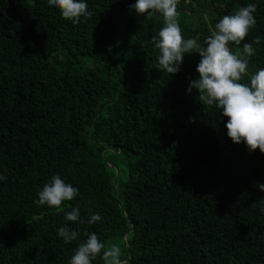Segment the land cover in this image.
<instances>
[{
    "label": "trees",
    "instance_id": "obj_1",
    "mask_svg": "<svg viewBox=\"0 0 264 264\" xmlns=\"http://www.w3.org/2000/svg\"><path fill=\"white\" fill-rule=\"evenodd\" d=\"M85 2L93 15L74 25L48 0H16L15 20L0 0V264H69L87 233L118 243L127 264H264V154L234 144L222 112L188 93L200 57L185 54L169 76L151 42L159 14L137 16L136 0ZM248 4L256 24L229 45L261 37L245 84L264 68V0L177 5L184 39L203 46ZM113 161L124 168L116 192ZM57 174L78 195L38 206ZM73 208L101 219L66 221ZM64 226L76 241L57 235Z\"/></svg>",
    "mask_w": 264,
    "mask_h": 264
},
{
    "label": "clouds",
    "instance_id": "obj_2",
    "mask_svg": "<svg viewBox=\"0 0 264 264\" xmlns=\"http://www.w3.org/2000/svg\"><path fill=\"white\" fill-rule=\"evenodd\" d=\"M178 3L179 0H136L131 5L137 16L159 14L163 19V27L151 41L159 50L158 67L169 76L175 75L185 54L193 51L198 54V79L189 82L188 93L195 89L199 102L215 106L222 112L227 118V136L234 144L243 142L250 153L258 149L264 154V68L250 76V83L240 82L247 75L249 58L255 54L253 44H260L261 37H255L252 43H244L242 50L232 51L229 47L230 44L239 46L255 26L253 14L256 5L248 4L234 14L223 16L202 46L195 38L184 39L178 22ZM48 4L74 25L80 23L82 17L93 15L85 0H48ZM6 179V176L0 175V181ZM259 190L264 192V185H260ZM77 195L78 189L65 183L57 174L38 192L34 203L59 209L63 202L71 201ZM100 219L99 213L91 214L90 210L89 219L81 220L79 208L65 214V220L69 222L94 224ZM57 235L69 244L77 240L79 233L64 226L58 229ZM121 255L118 244L113 243L106 248L95 233H87L86 241L75 249L69 264H93L98 256L103 264H127L121 260Z\"/></svg>",
    "mask_w": 264,
    "mask_h": 264
},
{
    "label": "water",
    "instance_id": "obj_3",
    "mask_svg": "<svg viewBox=\"0 0 264 264\" xmlns=\"http://www.w3.org/2000/svg\"><path fill=\"white\" fill-rule=\"evenodd\" d=\"M8 3H9V7L6 11V16L10 19L15 20L17 18V15H16L17 13L15 10L16 0H8ZM112 168L115 170V174H116V178H115V182H114V192H116V184L118 181V171L114 167H112ZM127 262H129V261H127Z\"/></svg>",
    "mask_w": 264,
    "mask_h": 264
},
{
    "label": "rangeland",
    "instance_id": "obj_4",
    "mask_svg": "<svg viewBox=\"0 0 264 264\" xmlns=\"http://www.w3.org/2000/svg\"><path fill=\"white\" fill-rule=\"evenodd\" d=\"M198 57H199V55L198 54H196V57H195V60H198ZM114 162V164L117 166V168H116V166L114 165V167L116 168V169H119L120 171H123L124 170V168H123V166L120 164V163H118V162H116V161H113ZM122 179V178H121ZM113 243H116V242H113ZM112 243V244H113ZM116 244H118V243H116ZM111 244H108L107 245V247H109ZM119 245V244H118ZM106 247V248H107Z\"/></svg>",
    "mask_w": 264,
    "mask_h": 264
}]
</instances>
